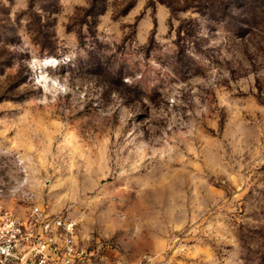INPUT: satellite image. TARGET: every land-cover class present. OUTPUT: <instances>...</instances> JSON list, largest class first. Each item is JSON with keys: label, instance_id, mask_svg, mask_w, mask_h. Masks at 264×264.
I'll use <instances>...</instances> for the list:
<instances>
[{"label": "rangeland", "instance_id": "1", "mask_svg": "<svg viewBox=\"0 0 264 264\" xmlns=\"http://www.w3.org/2000/svg\"><path fill=\"white\" fill-rule=\"evenodd\" d=\"M34 204L97 264H264V0H0V206Z\"/></svg>", "mask_w": 264, "mask_h": 264}, {"label": "built area", "instance_id": "2", "mask_svg": "<svg viewBox=\"0 0 264 264\" xmlns=\"http://www.w3.org/2000/svg\"><path fill=\"white\" fill-rule=\"evenodd\" d=\"M78 220L31 205L23 217L0 206V264H97L103 247L78 234Z\"/></svg>", "mask_w": 264, "mask_h": 264}]
</instances>
